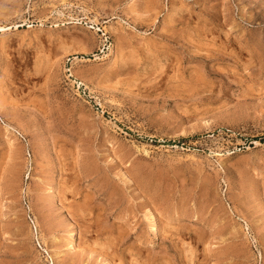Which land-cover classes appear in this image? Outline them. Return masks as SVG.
<instances>
[{
	"label": "rangeland",
	"instance_id": "obj_1",
	"mask_svg": "<svg viewBox=\"0 0 264 264\" xmlns=\"http://www.w3.org/2000/svg\"><path fill=\"white\" fill-rule=\"evenodd\" d=\"M262 139L264 0H0V264H264Z\"/></svg>",
	"mask_w": 264,
	"mask_h": 264
},
{
	"label": "bare ground",
	"instance_id": "obj_2",
	"mask_svg": "<svg viewBox=\"0 0 264 264\" xmlns=\"http://www.w3.org/2000/svg\"><path fill=\"white\" fill-rule=\"evenodd\" d=\"M151 218H152V220H150L151 221V224L149 225L150 226L149 227V232H150L151 235L157 236L159 234V230H160V220L156 216H154V214L151 216ZM77 238H78V234L76 233V231H73L70 234V236H69V241L71 242V244L73 243V245H75L76 242H77Z\"/></svg>",
	"mask_w": 264,
	"mask_h": 264
},
{
	"label": "trees",
	"instance_id": "obj_3",
	"mask_svg": "<svg viewBox=\"0 0 264 264\" xmlns=\"http://www.w3.org/2000/svg\"><path fill=\"white\" fill-rule=\"evenodd\" d=\"M262 141H264V139H262Z\"/></svg>",
	"mask_w": 264,
	"mask_h": 264
}]
</instances>
